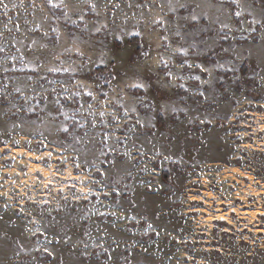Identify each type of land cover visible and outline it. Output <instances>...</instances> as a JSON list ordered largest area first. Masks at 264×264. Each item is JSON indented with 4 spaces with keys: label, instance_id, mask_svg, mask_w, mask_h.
<instances>
[{
    "label": "rangeland",
    "instance_id": "rangeland-1",
    "mask_svg": "<svg viewBox=\"0 0 264 264\" xmlns=\"http://www.w3.org/2000/svg\"><path fill=\"white\" fill-rule=\"evenodd\" d=\"M4 2L0 264H264V2Z\"/></svg>",
    "mask_w": 264,
    "mask_h": 264
},
{
    "label": "snow or ice",
    "instance_id": "snow-or-ice-1",
    "mask_svg": "<svg viewBox=\"0 0 264 264\" xmlns=\"http://www.w3.org/2000/svg\"><path fill=\"white\" fill-rule=\"evenodd\" d=\"M86 2L89 3L91 9H92L93 11H95L97 5H96L94 2H92V0H86ZM233 2L236 3V4L239 6L240 0H233ZM262 2H264V0H262ZM47 3H48L49 5H51V7H52L53 9H55V8L63 9V10H64V18H65V19H69V18H70V16H69V11H70V9H69V5H68L67 3H65V0H47ZM168 3H169V8H170V10L173 11V12H175L177 9H176V7H173V6H172V4H173V0H168ZM13 7H15V5H13ZM33 7H35V5H33ZM116 7H119V5H116ZM179 7H180V8H184V7H186V5H184V4H180ZM0 8H3V9H4V12L7 13L8 10H9V5H8L7 3H5L4 0H0ZM261 11L264 12V8H262ZM242 14H243V13H242L241 11H236V12L234 13V15L237 16V17L242 16ZM83 18H84L83 15H81V16H80V19L83 20ZM197 19H199V17H197L196 15H192V16H191V20L195 21V20H197ZM9 21L11 22V17H9ZM158 22H159V21H158ZM72 23H75V21H72ZM257 23H264V21H257V20L255 19V17H253V19H252V21H251V24H257ZM16 27H17V29L19 30V24H17ZM227 27H228L227 24H222V25H221V28H227ZM250 30L254 32L256 29L253 27V28H251ZM53 31L57 32V39H59V30H58V29H53ZM96 31H100V29L97 28ZM45 35H47V33H45ZM177 35H180V33H177ZM120 39L123 40V37H120ZM164 39L167 40V37H164ZM221 39H223V40H227L228 37H227V36H222ZM32 43H33V45H35L36 41L33 40ZM192 46H193V47L196 46L195 38H193ZM42 47H47V46H46V45H42ZM0 51H3V49L0 48ZM77 51H79V50H77ZM180 51H181V52H184L185 55H186L187 52H188V49H186V48H181ZM222 51H224L225 53H227V52H229V49H222ZM80 54H81V55H84V53H82V52H81ZM249 54H250V53H249ZM233 57H234L235 59H238V58H239V53H236L235 51H233ZM12 59L15 60L16 58H15V57H12ZM116 59H117V56H116V55H113V56H112V60L115 61ZM161 62H162V63H165V64L167 63L166 61H161ZM108 63H109V61L106 60V59H104V58H100V59H99V64H100V65H105V66H107ZM185 63H187V61H185ZM189 67H191L190 64H189ZM197 67H199L202 71L208 73L209 76H211V69L206 68L203 64L197 65ZM215 67H217V68H223L224 65H223V64H216ZM7 70H8V69H5V71H7ZM52 70H53V71H56V69H52ZM109 75H111L113 79L116 78V75H114L113 72H110ZM167 75H168V76H172V73H171V72H168ZM194 79L200 81L201 83H205L204 81H201V80H200V77H199V76L194 77ZM129 87H133V88H143V89H145V91H147V87H148V86H147L145 83H143V82H138V83H134V84L129 85ZM17 91H19V89H17ZM200 94H201L202 96L204 95L202 92H201ZM77 95H78V93H77ZM89 95H92V93H89ZM205 98H206V97H205ZM140 102L143 103L144 106H145L146 108H150V107L152 106L151 104L144 103V99H143V98H141ZM57 103H59V101H57ZM61 107H62V105H61ZM132 111H135V109L133 108ZM173 111H175V109H173ZM101 115H104V114L101 113ZM125 115H127V109H125ZM138 123H141V122L138 121ZM63 130H64L65 132L68 131V129H67L66 127H65ZM107 138H108V137L106 136V139H107ZM16 143H19V141H17ZM108 151L111 152V151H113V149H112L111 147H109V148H108ZM106 154H107V153H105L103 150L101 151V155H106ZM124 154H125V155H130V154L127 153V152L124 153ZM165 159H170V157H165ZM112 163H115V161H112ZM75 167L79 168V163H76ZM143 170H144V171H147L146 168L143 169ZM128 175L131 176V173H128ZM114 191H116V192L118 193L119 190H118V189H114ZM8 207H9V206H8L7 204L4 205V208H5V209H7ZM20 211L23 212L24 209L21 208ZM100 215H104V213H100ZM112 215H116V213H112ZM0 219H2V217H0ZM130 219L135 220L136 218L133 216V217H131ZM35 223L38 224L39 222L36 221ZM148 227L151 228L152 225L149 224ZM37 231H39V228H38V227H37ZM86 234H87V233H86ZM157 235H159V233H157ZM56 239L58 240L59 238L57 237ZM67 239H71V238L68 237ZM21 247H23V246H21ZM84 247H85V249H86V248L88 247V245H84ZM100 247H103V245H100ZM117 247H119V245H117ZM43 251L46 252V253H49V255H52V253L50 252V250H49L48 248H44ZM143 251H144V252H147L148 250L145 248V249H143ZM104 252H105V253L107 254V256H108V261H106L105 264H110V262L112 261V253H111L107 248L104 249ZM82 255L85 256V257H88V256L91 255V253L85 251V252L82 253ZM97 255H99V254H97ZM120 259L124 260V261L126 262V264H131V262L128 261V258H127L126 256H122V257H120Z\"/></svg>",
    "mask_w": 264,
    "mask_h": 264
},
{
    "label": "trees",
    "instance_id": "trees-1",
    "mask_svg": "<svg viewBox=\"0 0 264 264\" xmlns=\"http://www.w3.org/2000/svg\"><path fill=\"white\" fill-rule=\"evenodd\" d=\"M255 152H258L259 150H254ZM262 152H264V150H262ZM257 176H260L262 178V180L264 181V174H260L258 172H256Z\"/></svg>",
    "mask_w": 264,
    "mask_h": 264
}]
</instances>
